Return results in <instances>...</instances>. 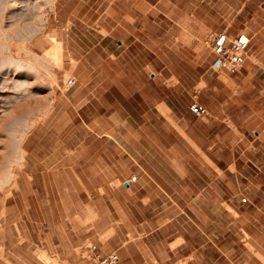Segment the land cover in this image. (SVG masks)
<instances>
[{
	"label": "crops",
	"instance_id": "obj_1",
	"mask_svg": "<svg viewBox=\"0 0 264 264\" xmlns=\"http://www.w3.org/2000/svg\"><path fill=\"white\" fill-rule=\"evenodd\" d=\"M53 1L58 83L6 209L39 233L0 264H49L37 249L88 264L91 244L124 264H264L262 97L243 86L255 73L226 81L211 53L216 34L251 32L264 0ZM249 38L248 66L264 64L263 35Z\"/></svg>",
	"mask_w": 264,
	"mask_h": 264
},
{
	"label": "rangeland",
	"instance_id": "obj_2",
	"mask_svg": "<svg viewBox=\"0 0 264 264\" xmlns=\"http://www.w3.org/2000/svg\"><path fill=\"white\" fill-rule=\"evenodd\" d=\"M41 1L43 4L47 2L46 5H48L45 7V10H43V13H45L48 16V23L43 31H40L38 29H37L38 31L36 30L35 32H32L31 30H26V31L23 30L24 32L21 31V35L19 32H18L19 35H16L15 33H13L15 41L13 40V41L5 42L3 40H0V44L10 45V51L13 57L15 56V54L17 55L18 52L22 54L21 55L19 53L20 56L17 55L18 57L15 56V58L23 60L26 63V64L24 63V65L26 66L28 65L29 67L33 65L34 62L37 61V59H39L41 65L44 68L46 67L45 69L46 70L48 69L47 71L51 72V75L54 78H56L54 79L55 83L51 82L52 84L46 81L47 84H45L46 82H44L42 83V85H39V86H32V87L29 86L28 91L30 92L26 94L28 97H26V95L23 96L24 98L22 97V99L17 101L18 103L16 102L17 104L15 103L13 105V110L15 109L18 110L19 108H22L23 110L25 109V111H23V114L21 116L22 117V121L20 122L21 125L17 124V126L10 127L9 128L10 134L8 135L0 131V171H1V168L5 166L7 169L13 171L14 174H16L17 170L20 167L21 161H20V157H18L20 156V149H19V152H17V155H16L17 158H14L17 164L15 161L13 162L14 164L13 163L9 164L4 158V146L7 144L8 141L10 142V140L14 138V140L16 139V141L18 142V145L22 147L23 141L25 137L27 136V134L29 133V131L34 127V125L37 122L44 119V117L47 115L49 108H50V104H51V96L53 94V90L57 86V83H58V71L61 67L62 49L59 46L56 38H54L53 33L51 32V22H52L51 15L53 12L54 1L53 0H41ZM0 11H1L0 13L3 14L4 7L0 6ZM1 14H0V18H2L3 16ZM9 25H10V22L7 21L6 26L8 27ZM240 33H245V34L248 33L250 37H251V33H256L257 35L262 34L264 38V14L261 15L260 17H255L252 23L251 32L245 29V30L238 32V34ZM206 46L211 50V48L209 47L210 42ZM261 46H262V52L264 54V43H262ZM14 50L16 51L15 54H14L15 52ZM54 50H55V53L57 54L56 59L55 57L52 56L54 55ZM58 54L60 55V57L58 56ZM30 57H32L34 61H32ZM52 57L53 59H51ZM249 71L255 73L254 78L251 80H247L246 84H244L243 86H246V87L248 86L250 87L251 85L255 86V89H254L255 92H253L252 96L254 99L261 96L262 98L258 100V105L264 108V64H258V65L249 67L246 62L242 70L239 73H242L247 76L249 74ZM222 78L228 81L229 79L228 71H225L222 73ZM68 79L69 78L66 79V84L68 82ZM243 82L245 81H242L241 85ZM19 91H17L18 94L23 93L21 92L22 90H19ZM253 135L258 136L259 135L258 130L254 129ZM14 188H15V175H14V179L10 180L9 177L1 175L0 173V257L1 258L4 256V244H7L8 245L7 248L9 249L11 244L17 243V239L19 238L18 233L22 232L23 234L22 236H24L25 238H28V237L37 238V234L39 233L32 225L27 224V223H24L22 225L23 229H21L20 232L16 228H14V226L12 225V219L17 218L18 213H11L12 218L6 219V209H7L9 201L13 197ZM9 216H10V213H9ZM14 250H17V249L12 248V251ZM35 254H36V257L39 260H42L43 262H46L49 264L58 263V260L48 256L42 250L37 249ZM81 259L85 263L94 264L92 261H89L86 258L85 259L81 258ZM76 262H80V260Z\"/></svg>",
	"mask_w": 264,
	"mask_h": 264
},
{
	"label": "bare ground",
	"instance_id": "obj_3",
	"mask_svg": "<svg viewBox=\"0 0 264 264\" xmlns=\"http://www.w3.org/2000/svg\"><path fill=\"white\" fill-rule=\"evenodd\" d=\"M46 4L47 2L43 4L41 0H0V6L4 7L3 14L0 13L3 15L2 18H0V40L5 42L13 40L15 41L13 33L19 35V32L21 35V31L24 32L23 30H31L32 32H35L38 29L43 31L48 23V16L43 13L45 7L48 6ZM7 21L10 22L8 27L6 26ZM15 53L16 51L14 54ZM19 53L20 52L17 54L18 56H20ZM17 55L15 54L16 57H18ZM56 55L57 54L54 50V55L52 56L55 57V59ZM15 56L13 57L11 54L10 45L0 44V131L6 135L10 134V127L17 126V124L21 125V116L25 109L23 110L22 108H19L18 110H13V105L30 92L28 91V87L39 86L46 81L55 83L54 79H56L51 75V72L47 71L48 69H45L46 67L44 68L41 65L39 59H37L34 64L32 63L33 65L28 67V65H24L25 62L23 60L16 59ZM58 56L60 57L59 54ZM53 57L51 59H53ZM30 58L32 61H34L32 57ZM45 84H47V82ZM19 90H22L21 92L23 93L18 94L17 91ZM26 97L28 96L26 95ZM19 149L20 156L18 157H20L21 161L23 157V149L20 147V145H18L16 139H11L10 142L8 141L4 146V158L9 164H12L14 161L16 162L14 158H17L16 155L17 152H19ZM0 173L1 175L9 177L10 180L14 179V172L7 169L5 166L1 168Z\"/></svg>",
	"mask_w": 264,
	"mask_h": 264
},
{
	"label": "built area",
	"instance_id": "obj_4",
	"mask_svg": "<svg viewBox=\"0 0 264 264\" xmlns=\"http://www.w3.org/2000/svg\"><path fill=\"white\" fill-rule=\"evenodd\" d=\"M249 45L250 38L245 33H240L234 37L229 36L226 32L216 34L212 40V52L216 58L215 66L232 74L239 73L246 62ZM190 111L197 117H211L209 111L197 103L191 105ZM134 181H136V178L131 179L126 184L130 185ZM84 253L85 258L94 264H124L117 251L102 256L98 254L96 245L87 246Z\"/></svg>",
	"mask_w": 264,
	"mask_h": 264
}]
</instances>
